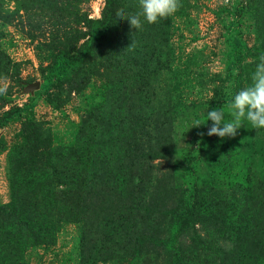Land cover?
Wrapping results in <instances>:
<instances>
[{
  "label": "rangeland",
  "instance_id": "obj_1",
  "mask_svg": "<svg viewBox=\"0 0 264 264\" xmlns=\"http://www.w3.org/2000/svg\"><path fill=\"white\" fill-rule=\"evenodd\" d=\"M180 2L135 32L138 0H0V120L35 105L0 128V264H264V129L207 135L264 0Z\"/></svg>",
  "mask_w": 264,
  "mask_h": 264
},
{
  "label": "clouds",
  "instance_id": "obj_2",
  "mask_svg": "<svg viewBox=\"0 0 264 264\" xmlns=\"http://www.w3.org/2000/svg\"><path fill=\"white\" fill-rule=\"evenodd\" d=\"M138 6V11L129 12L122 7L115 14L119 20L127 21L135 32L143 27L145 21L155 24L160 19L174 15L182 5L180 0H138ZM133 46L134 40L129 48ZM228 87L231 89L233 85L229 84ZM3 91L4 89L0 88V93ZM228 96L230 97V100L227 101L231 109L230 119H225L223 108L208 111L207 121L212 122L207 132L208 136H216L221 139L234 138L238 130L243 127L245 120L250 122L255 129H264V54L258 57L255 69L251 74V83L235 93L229 91ZM201 125L197 120L192 128H198Z\"/></svg>",
  "mask_w": 264,
  "mask_h": 264
},
{
  "label": "trees",
  "instance_id": "obj_3",
  "mask_svg": "<svg viewBox=\"0 0 264 264\" xmlns=\"http://www.w3.org/2000/svg\"><path fill=\"white\" fill-rule=\"evenodd\" d=\"M74 59V55L70 52H64L61 55H59V62L68 63L71 64ZM62 65V63H59ZM60 65V66H61ZM35 105H29L27 107H24L22 109H16L12 112L7 113L1 120H0V128L6 126L9 122L20 116L21 114L34 109Z\"/></svg>",
  "mask_w": 264,
  "mask_h": 264
}]
</instances>
